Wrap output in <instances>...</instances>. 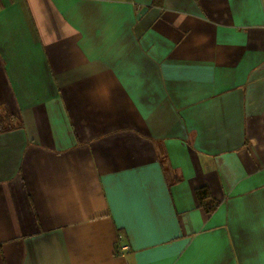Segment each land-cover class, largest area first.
Returning a JSON list of instances; mask_svg holds the SVG:
<instances>
[{"label":"crops","instance_id":"obj_1","mask_svg":"<svg viewBox=\"0 0 264 264\" xmlns=\"http://www.w3.org/2000/svg\"><path fill=\"white\" fill-rule=\"evenodd\" d=\"M0 109V264H264V0H0Z\"/></svg>","mask_w":264,"mask_h":264},{"label":"trees","instance_id":"obj_2","mask_svg":"<svg viewBox=\"0 0 264 264\" xmlns=\"http://www.w3.org/2000/svg\"><path fill=\"white\" fill-rule=\"evenodd\" d=\"M14 116L12 113L0 109V132L10 130L15 126L13 124ZM195 194L199 200L200 205L208 213L212 212L214 206L216 205L210 198L207 189L205 187H198L195 189ZM209 199V200H208Z\"/></svg>","mask_w":264,"mask_h":264},{"label":"built area","instance_id":"obj_3","mask_svg":"<svg viewBox=\"0 0 264 264\" xmlns=\"http://www.w3.org/2000/svg\"><path fill=\"white\" fill-rule=\"evenodd\" d=\"M122 248H126V247H122Z\"/></svg>","mask_w":264,"mask_h":264}]
</instances>
